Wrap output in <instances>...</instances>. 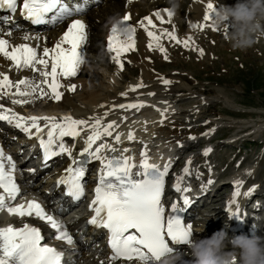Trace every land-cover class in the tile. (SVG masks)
I'll return each instance as SVG.
<instances>
[{
	"label": "rangeland",
	"instance_id": "rangeland-1",
	"mask_svg": "<svg viewBox=\"0 0 264 264\" xmlns=\"http://www.w3.org/2000/svg\"><path fill=\"white\" fill-rule=\"evenodd\" d=\"M105 1L107 0H104L99 5L90 7L84 12V15H89V13L93 11V19L91 22H94L93 24L96 26V29L94 28L93 30V28H91L89 30L90 33L87 44L98 46L100 52H97L98 54L95 53V51L93 53H85V62L81 65L76 76L80 78L90 76L94 81L93 83L95 85L97 84L100 89L99 92L102 97L107 95L105 93L108 92V90L110 92L115 90L129 91L130 86H136L141 82L144 87H142V89L141 87L136 88L135 91L139 90L141 92L137 99H132L130 101L128 99L124 102H113V105H111L113 108L111 109L110 107L111 112L110 114L108 113L109 115L107 114L108 116L105 114L95 115L101 118L103 117L101 130L103 126L113 121L115 125L113 129H111L112 136H102L100 140L93 144L92 151H95L101 144H108L110 148H105L102 154H104L107 149L113 147L116 152H119L118 149L123 148V151H130V155L132 154V158L135 159V157L141 156V152L146 149L147 154L151 151V156L153 155L155 159L157 158V160L160 161L162 156L166 153H170L169 157L173 156L172 150L175 146L174 143L185 144L188 140H192L193 142L199 140L196 147L188 152L184 150V148L176 150L181 158L170 168L168 173L170 177L175 175L173 177L174 180L166 178L165 183L168 182L172 184L174 181L176 183L177 178L181 176L179 172L183 171L185 167H188L189 174L183 175L184 178L182 180L186 188L189 189L188 192L197 186L206 187L209 180L213 181L211 186L213 188L217 186L219 181H222L226 184V191L223 196L229 197L232 201L238 178L239 181H242V184L239 186V190L241 191L239 197H244V192L248 191V185L251 184L252 186L250 187L252 188L249 189L253 190L252 193L248 195L249 197L246 196L247 198H245L247 207L244 209L255 202L261 203L264 199V37L258 38V42L250 48L245 50H234L226 39L228 32L232 30L231 22H228L227 28H216L212 24V21H208L203 29L194 31L195 34L192 37L193 41L190 42L189 47H185L183 43L177 44L175 41L164 36L162 38L164 41L160 43H163L162 45L166 50L167 59H165V53H162L157 47L153 46L150 50L148 47L149 43L137 45L134 50L127 52L121 57L124 64V68L121 70L112 59L113 56L104 52L105 50L101 44L103 30L105 29L103 28V20L108 17L105 13L98 17L97 13L105 9L109 3H114L116 7H120L124 6L128 0H108L106 4ZM214 1L219 7L221 5L234 6L239 2V0ZM142 7V5H135L133 10ZM174 13L173 21L179 22L181 17ZM261 25L264 27V20L261 21ZM163 27L166 29L171 27V25L169 22H166L163 23ZM180 34L182 35L180 40L184 41V37L188 35L186 25H184ZM200 49H203V55H200ZM36 67H41L40 69L43 68L42 65H36ZM143 68H146V70L153 75L152 79L143 78L141 74ZM37 72L38 71H33L34 74ZM159 75L166 76V78H169V81H171L168 86L165 85L167 88L169 87L168 89L166 87V89L160 88L159 85L162 84L161 86H163L164 83H161ZM31 80L34 81L33 79ZM167 90L169 92H167ZM149 93H153L154 95H149ZM38 95L39 92L31 97H23L21 99L33 100V97H37ZM132 101L133 103L143 102L144 105H148L139 108L140 111L137 113H135L134 109H122L117 107L120 104H132ZM32 103L33 102L30 101L27 104ZM152 104L155 108L152 107ZM23 106L20 105V108L23 109ZM114 107L117 109H114ZM157 109H167V111L162 116L160 111L157 112ZM122 113H124V115L120 116ZM167 117L168 121L164 120ZM143 120L146 121L144 122ZM163 121L166 122L164 123ZM93 122L94 121L91 120L89 121L90 124ZM156 122H162L164 125H161L158 127L160 129H158V125L156 124L157 126L154 128ZM167 127L176 128L179 130V135H166ZM127 131L134 134L135 139L129 140L127 139L128 136H122V134ZM158 131H160V135L158 137H152L151 141H149L150 137L152 135L156 136ZM90 132V127L85 128L81 126L80 136L75 138L70 136L64 138L63 143L66 148L68 147V149H70L73 141L78 142L81 139V144L86 147L85 141ZM181 133L184 136H182ZM117 135L120 136L119 142L115 139ZM191 137H195V139H191ZM13 141L10 140V144H12V148L17 150L19 145L15 144L17 141ZM124 147L128 148L124 149ZM0 148L3 149L7 157V147L2 142H0ZM209 148L211 152L205 156L203 153ZM20 150L23 151L24 148ZM66 154L67 152L62 153L56 159L48 161L49 165L46 169L47 172H55L58 169L57 165L59 161L64 160ZM189 161H191L190 164L188 163ZM3 162L7 163L8 161L5 159ZM91 165L92 162L86 167V179H91L93 177V165ZM55 167L56 170L54 169ZM51 169L54 170L51 171ZM37 180L43 187L48 182L47 179L44 180V182L41 181L42 179L39 177ZM16 184L23 189L25 188L21 186L20 182H16ZM170 186L169 184L167 185L168 188H171ZM173 191L176 192L175 188L166 194L165 199H167V201L170 197H173L171 196ZM239 197H237L236 203L240 202L239 205H242L243 201L241 200L244 198L240 200ZM21 199H32L31 201L34 199L37 203L40 202L38 196L34 192L28 190L19 194L14 201L10 200L6 202V204L9 207H15ZM209 200L210 197H207L206 201L202 202V204L197 207L200 212L198 217H201V219H192V221L185 223L186 226L187 224H191L194 228L199 229H203L207 226L206 229L204 228V231L195 234L199 238L211 237L214 232L224 228L227 230V224H224V228L223 226L219 227L222 220H215L216 218L212 215V211L210 210L211 204ZM161 202H163V198ZM3 212L8 211L7 209L0 211V216ZM223 212L226 214V217L231 215L230 211L224 210ZM73 214L75 215L76 213L74 212ZM51 216L59 221V218L54 215ZM30 217L31 220L37 221L43 228L48 230L47 227L49 228L50 224L46 221L41 220L35 215ZM234 219L237 218L232 216V221ZM17 220L19 219H15L14 222H17ZM227 221L228 220L224 222L227 223ZM210 224L211 227H208ZM3 225L5 226L7 224ZM227 232L228 235L232 234L229 230H227ZM254 235L264 236V226L261 231L252 233L249 237ZM182 247H173V254L186 253L187 247ZM83 258L85 257L81 256L77 258L74 264L140 263L134 259L131 261L117 262L107 260L106 257H99L96 261ZM150 264H153V261H151Z\"/></svg>",
	"mask_w": 264,
	"mask_h": 264
},
{
	"label": "snow or ice",
	"instance_id": "snow-or-ice-1",
	"mask_svg": "<svg viewBox=\"0 0 264 264\" xmlns=\"http://www.w3.org/2000/svg\"><path fill=\"white\" fill-rule=\"evenodd\" d=\"M17 5L18 0H0V9L6 8L10 11H16ZM206 8L207 11L203 16V20L212 21L213 14L216 12V5L209 0ZM21 12L26 19L36 24L45 22L44 18L49 13H54L53 22H61L74 14L81 13L82 6L71 7L65 0H22ZM167 14L169 18L173 15L171 11H168ZM154 15L161 22H164L159 12ZM130 18V15L126 14L122 21L111 29L108 40V50L115 54L112 59L121 70L124 68L121 57L135 49L134 34L136 28L125 25V22L129 21ZM145 20L147 25L144 23ZM139 24L140 27L145 29L150 38L148 47L150 49L153 46L157 47L162 53H165V59H167V55L165 48L160 44L161 35H166L177 44L183 43L185 47L190 46L189 39L181 41L175 32L162 30L161 35H157L154 31H150L148 29L149 25L153 28L156 27L151 17H145ZM193 26L201 29L204 27V25ZM87 27L82 19H72L54 47H44L42 55H38L37 49L29 44L24 43L13 46L7 39L0 36V56L11 61L16 70L30 68L33 71H39L40 76L43 77L38 83L29 79H20L13 82L7 74L0 72V99L8 96L13 104L23 105L30 101L13 97H31L39 92L40 98L50 96V98L59 101L63 96L60 91L61 88L66 87L68 91H75V84L66 86L61 83V78L67 79L76 76L81 65L85 62L83 46L88 40ZM119 27H123L124 31L129 33V36L124 41L114 43ZM7 35L10 36L11 32H8ZM24 39L28 40L30 37L26 35ZM203 54V49H200V55ZM49 64L51 65L50 71L48 70ZM36 65H42L43 68L38 69ZM161 79L165 85L171 83L167 79ZM43 86H46L49 91H45ZM139 87H144L142 82L136 86H130L129 90L135 91ZM13 88L15 89L14 92L12 91ZM121 95L127 96V93H121ZM149 95L154 94L149 93ZM144 106L143 102L118 105L122 109H139ZM157 111H160L163 116L167 109H157ZM90 120L94 122L90 124ZM0 121L14 124L15 127L22 129L29 135H32V129H35V135L39 140L45 160L65 152L71 155V151L63 143V138L66 136L73 138L80 136L81 126L91 128V132L85 141L84 152L88 153L93 159L101 161L102 168L98 184L94 190L95 198L90 205L94 215L89 223L98 228L106 229L110 233L111 260L125 259L131 261L136 259L141 264H150L151 261L159 260L162 256L173 252L169 241L172 244L183 245H186L189 241L192 235V225L187 224L186 226L179 215L180 212L184 211V208L173 203L171 214L166 217L165 208L161 203L165 187V176L169 172L170 163L165 164L163 170H161L159 165L149 163L147 151H143L141 152L143 159L139 165L141 171L134 174L133 168L136 165L130 162L131 157L120 156L119 158L108 159L102 155L103 150L110 148V145L101 144L95 151H92L93 144L100 140L102 136H112L111 129L115 125L114 121L103 126L101 130L102 118L98 116L89 119H75L71 116L59 119L54 116L23 117L12 109L5 108L2 104H0ZM40 121H44V126L48 128L47 139L41 135L43 128ZM115 139L119 142L120 136L117 135ZM128 139H135L134 134L129 133ZM191 139H195V137H191ZM57 142H59V151H54L53 146L57 145ZM111 150L115 151V149ZM210 152L211 149L209 148L203 154L207 156ZM5 159L10 165L7 171L3 162ZM188 163L190 164L191 161ZM15 168L16 165L12 158L10 156L6 157L3 149L0 148V189L3 190L0 192V211L7 209L9 214L21 217L35 215L57 230L56 239L65 241L69 245L73 244V237L66 228L53 216L48 215L36 201H29L26 205L20 204L16 207H9L6 204V198L14 201L19 193V188L13 176ZM66 171L67 175L62 176L58 180V184L66 185L67 195L79 201L85 192V186L82 183L85 169L83 167H69ZM183 173L184 175L189 174L188 167L183 169ZM134 175L141 178H134ZM183 178V175L177 178L174 185L176 192H181L180 182ZM208 183L212 184L213 181L209 180ZM241 184L242 181H236V191L229 206L231 215L237 219H239V211L233 212L231 205H234L236 197L241 195L239 190ZM183 191L188 192L189 189L185 188ZM251 191L249 190L244 195H250ZM190 203L188 196L184 195L183 204L187 206ZM166 237L169 239H166ZM43 240L41 230L29 224H24L20 228L13 226L0 228V264H62L63 253L57 251L54 247L42 244Z\"/></svg>",
	"mask_w": 264,
	"mask_h": 264
},
{
	"label": "bare ground",
	"instance_id": "bare-ground-1",
	"mask_svg": "<svg viewBox=\"0 0 264 264\" xmlns=\"http://www.w3.org/2000/svg\"><path fill=\"white\" fill-rule=\"evenodd\" d=\"M103 1L104 0H95V1H91V0H65V2L68 3L69 6H71V7H74L76 5H84V6H82V12L78 13V14H74L72 17L65 19L61 22H51V23L47 24L46 26H44L43 28H40V29H29V28H27L28 23L27 22L20 23V21H18L19 18L14 19V22H16L15 24H10L8 22V19H9L8 17L5 18L4 22H2L0 19V36H2L4 39H7L9 41V43L13 46H16L19 44H24V43L29 44L32 47L37 49L38 55H42L44 47H49V48L54 47L55 43L60 39L62 34L66 31L67 26L69 23H71L72 19H82L86 23V25L88 26L87 27V33H88V38H89V33H90L89 30L91 28H93V30H94V28L96 26L93 24L94 22L93 23L91 22V20L93 19V17H92L93 11H92V13H89V15H84V12L90 6L99 5ZM107 1H105V4ZM77 2H79V3H77ZM208 2H209V0H128L124 6H120V7H116V4H114V3H112V4L109 3L105 9L100 10V13H97L98 17L104 13L108 17L107 19L103 20L104 21L103 22V25H104L103 28H105V29L103 30L104 32L102 35L103 37L101 39V44L103 45V48L105 50L104 52L109 53V55H112V56L115 55L113 52H110L108 50L109 36L111 35V29L114 26H117L118 23L122 21L123 17L126 14L130 15L131 18L129 21L125 22V25H131L132 27L136 28V32L134 34L135 47L137 45H145V44H148L150 42V38L148 37L147 32L145 31L144 28L140 27V24H139V22L141 20H143L145 17H151L153 20V23L156 26L155 28H153L152 26L149 25L148 29L150 31H154L157 35H161L162 30H167L168 32H175V34L179 40L182 38V35L180 34V32H181L182 28L184 27V25H186V28L188 29V35L185 36L184 39H189V41L191 42V41H193L192 37L195 34L194 31L201 29L199 27H194L193 25H204L205 26L208 23V21L203 20V16H204L205 12L207 11L206 5ZM211 2L214 5H216V11H218L220 8L219 5H217L214 0H211ZM85 4H87V5H85ZM135 5H142L143 7L138 8V9L136 8L135 10H133V7ZM168 11H171L172 13L175 12L177 15H179L181 17V20L179 22L173 21V15L171 16V18H169L168 14H167ZM156 12L160 13L164 22H161V20H159L155 17L154 14ZM51 14L54 15V13H51ZM100 18H103V17H100ZM166 22L167 23L169 22L171 27L164 29L163 23H166ZM144 23L147 25L146 20L144 21ZM8 32H11L10 36L7 35ZM26 35L29 36L30 39L25 40L24 37ZM128 36H129V33L124 31L123 27H119L117 30L116 37L114 38L113 42L115 43L117 41H124L127 39ZM164 36L167 37L166 35H161L160 42L164 41V40H162V38ZM9 50H11V49H9ZM83 51H84V54L85 53H93L94 51H95V53H97V52H100V49L98 46H91L90 44H87V42H86L85 45L83 46ZM40 68L41 67H39L38 69H40ZM48 70L49 71L51 70L50 64H49ZM0 72L7 74L9 79H11L13 82L20 80V79H29V80L33 79L34 82L38 83L40 80L43 79V77L40 76L39 71L36 74H34L32 69H30V68H22L20 70H16L13 67L12 62L9 60H6L2 56H0ZM151 72H152V70H151ZM141 74H142L143 78H146V79H152V77H153V75L151 73H149L146 70V68H143ZM32 76H34V77H32ZM159 78L169 80V78H166V76H160L159 75ZM93 82L94 81L90 78V76H88L86 78H80L77 76L69 77L67 79L61 78L62 84L66 85V86L75 84L76 89H75V91H68L66 87L61 88L60 91L63 93V96L59 101H56V100L50 98V96H44L43 98H40V95H38L37 97H33V100L27 99L33 103L32 104H27V103L23 104L24 105V106L22 105L23 109H21L20 105L13 104L11 102V99L8 96H4L2 99H0V104L4 105L5 108L12 109L14 112L18 113L20 116H23V117L54 116V117H57L59 119L60 118L59 114L63 113V114H69L70 116H73L74 118H78V119H89L90 117H94L95 115H101V114H105V113L110 114L111 109L113 108V107H111V105H113L112 104L113 102H115V101H123L124 102L128 99H129V101L132 99H137L141 93L139 90L138 91H130V90L129 91H116L115 90V91H111V92L108 90V92L105 93L107 95L102 97V96H100L101 95L99 92L100 89L98 88L97 84L95 85ZM161 83H163L162 79H161ZM161 85H159L160 88H164V89L167 88L165 86V84H163V86H161ZM21 87L23 88V86H21ZM43 87L45 88V91H49L46 86H43ZM141 89H142V87H141ZM12 91L14 92L15 89L13 88ZM125 92L127 93V96L121 95V93H125ZM167 92H169V91L167 90ZM13 98L21 99L23 97H13ZM133 101H135V100H133ZM133 101H132V103H133ZM137 102H139V101H137ZM145 105H148V104H145ZM110 107H111V109H110ZM152 107H153V104H152ZM163 107H165V106H163ZM153 108H155V106ZM114 109H117V108L114 107ZM134 111H135V113H137L140 110L134 109ZM148 113H149V110H148ZM155 114H156V112H155ZM123 115H124V113H122L120 116H123ZM157 115H158V113H157ZM165 115H167V114H165ZM164 120L168 121V117L165 118ZM143 121L145 122L146 120H143ZM129 123H131V122H129ZM129 123H127V124H129ZM133 123H135V122H133ZM147 123H149V122H147ZM40 125H41V127H43V132H44V130L47 128L44 126L45 122L40 121ZM141 125H142V122H141ZM161 125H164V124H162V122H160V123L156 122L154 124V128H155V126H157V128H158ZM138 128H137V130H138ZM135 129H136V126H135ZM158 129H160V128H158ZM125 131H126V129H125ZM194 131H193V133H194ZM43 132L41 133V135L44 138H46L44 136ZM151 132H153V131H151ZM159 132L160 131H158L156 133V136L155 135H152L151 137L149 136L150 137L149 141H151L152 137H158L160 135ZM178 132H179V130H177L174 127L173 128L167 127V129H166V135L167 134H169V135H177L178 134L179 135ZM32 133H33L32 135H29L28 133H25L22 129L15 127L14 124H9L6 121H0V139H3L4 141H7V140L17 141V143L19 145V149L26 148V146L29 143L35 142L36 143L35 148L37 149V151H34V153L30 156V158H33L34 160H36L37 158L39 159V156L41 154L43 155V150L40 147L39 140L37 139V136L35 135V129H32ZM129 133H130V131H127L126 133L122 134V136H128ZM185 135H187V134H185ZM147 136H148V134H147ZM182 136H184V135L182 134ZM144 138H142V139H144ZM81 143H82L81 139L78 142L73 141L71 149H69L71 151V155H69L67 153L68 156L64 161V165L61 166L60 168H58L53 173H50V171L49 172L46 171V173H44V174H48L46 177L52 178L56 182L57 176L60 175V172H61L60 170L67 164H68L67 168L71 167V165L74 162L75 157L77 156L78 152L84 150V145ZM139 143H141V142H139ZM197 143H199V140L198 141L196 140L195 142H193L192 140H188L182 147H179L176 150H178V149L181 150L182 148H184V150H186L188 152L189 150H192L193 148H195ZM31 147H34V146H31ZM127 148L128 147H126V148L124 147V149H127ZM111 149H114V147ZM111 149H107L105 151V153L102 155L108 158V153L111 152L112 156L120 154V155H126L127 157H132L131 156L132 154L130 155V153H129L130 151H127V150L123 151L122 150L123 148L118 149L119 152H115L116 150L113 152ZM144 151H146V149H144ZM12 153L14 155L17 154L18 156H19V154H22V153H19V150H17V151L12 150ZM151 154H152V152L149 151L148 156H151ZM169 156H170V153H166L165 156L163 158H161L160 162L159 163L155 162V164L161 163V165H159L161 168L162 165H164V163L168 162V163H170V168H171L181 158L177 152H174V155H173L174 157H172V160L169 162L168 161L170 159ZM136 158H138V156L135 157V159ZM89 160L91 162L94 159L92 157H89ZM37 161H36V164H38ZM96 161H97V163L101 164V161H99V160H96ZM90 162H88L86 164V167H88ZM133 163L135 164V161ZM4 164H5V170L6 171L9 170L10 165L8 164V162L4 163ZM101 168H102V164H101ZM170 168H169V171H170ZM39 171H41V170L39 168H37V172L35 171L36 173H38L37 175H39ZM96 177H99V174H97ZM169 177L170 176L167 174V178H169ZM237 180H239V179L237 178ZM225 185L226 184H224L222 181H219L217 186L213 188V187H211L212 184L209 185V183H208V184H206V187L205 186H203V187L197 186L196 188H194L190 192H187V194L184 193V195H187L189 200L191 201V203L187 206H184L183 202L181 203L182 205H180L181 208L186 207V209H185L186 218L189 217L196 210H197V214L200 213L197 209L198 205L202 202H205L207 197H210L209 203L211 204L210 210L212 211V215L216 218L215 219L216 221L222 220L221 221L222 223L219 224V227L223 226V228H224V221L228 220L230 222V219L225 216V214L223 212L224 210L219 206V203L224 198H226L227 201L231 202L229 197L223 196L225 191H226ZM250 186H252L251 184L248 185V187L252 188ZM24 187L25 188L23 189V188L18 186V188H19L18 195L23 193L24 191H28V190L31 191L34 188V185L24 186ZM249 188H248V191H245V192L243 191V192L244 193L249 192V190H250ZM181 189H182V187H181ZM241 190H243V189H241ZM252 191H251V193H252ZM240 193H241V191H240ZM257 195H259V194H257ZM245 198H247L245 195H244V197L242 196V198L239 197L240 200L243 199V200H241L243 202H244ZM25 199H21L18 202V204H16V205H20V204L26 205L29 201L32 200V199L31 200H25ZM236 199H237V197H236ZM9 201L10 200H8L6 198V202H9ZM239 203L240 202L235 203L236 205H231L232 211L238 209ZM246 206H247V203L245 201L244 207H246ZM252 208H256V210H257L258 208H260V204H254V205H252ZM44 210L47 211L46 209H44ZM227 210H229V207L227 208ZM10 215L11 214H9L8 212L2 213V216L5 218H8ZM29 217L30 216H23L21 218H15V219L20 220V221L17 220V222H15V223H20L19 224L20 226H23L24 224L39 225L37 221L31 220V217L30 218ZM40 227L43 228L41 225H40ZM84 227L89 229L86 224H84ZM208 227H211V224ZM234 227H235V225H234ZM206 228H207V226L205 227V229ZM229 232L232 233L231 235H229V237L240 235L239 229L237 227L229 230ZM46 242L49 243V240L46 239ZM51 243H52V241H51ZM173 245L174 246L180 245L181 247L183 246V244H172L171 247ZM186 247L187 246H183L182 248H186ZM61 252L63 254H66L67 250H63V251L61 250ZM134 260H136V259H134ZM136 261H138V260H136ZM138 262H140V261H138ZM139 264H141V262Z\"/></svg>",
	"mask_w": 264,
	"mask_h": 264
},
{
	"label": "clouds",
	"instance_id": "clouds-1",
	"mask_svg": "<svg viewBox=\"0 0 264 264\" xmlns=\"http://www.w3.org/2000/svg\"><path fill=\"white\" fill-rule=\"evenodd\" d=\"M262 20L264 0H239L234 6L221 5L213 15L212 24L216 28H227L230 21L232 30L226 36L227 41L232 49L245 50L264 37ZM204 228L191 227L186 253L172 252L153 260V264H264V236L229 237L225 228L208 238L195 235Z\"/></svg>",
	"mask_w": 264,
	"mask_h": 264
}]
</instances>
